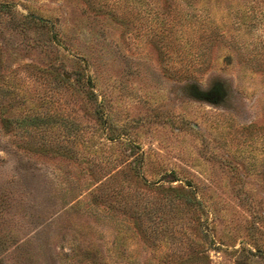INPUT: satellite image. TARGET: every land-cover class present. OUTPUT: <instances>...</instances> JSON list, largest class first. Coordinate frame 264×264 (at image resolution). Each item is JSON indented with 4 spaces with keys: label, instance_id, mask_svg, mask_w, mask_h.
Instances as JSON below:
<instances>
[{
    "label": "rangeland",
    "instance_id": "obj_1",
    "mask_svg": "<svg viewBox=\"0 0 264 264\" xmlns=\"http://www.w3.org/2000/svg\"><path fill=\"white\" fill-rule=\"evenodd\" d=\"M0 264H264V0H0Z\"/></svg>",
    "mask_w": 264,
    "mask_h": 264
},
{
    "label": "trees",
    "instance_id": "obj_2",
    "mask_svg": "<svg viewBox=\"0 0 264 264\" xmlns=\"http://www.w3.org/2000/svg\"><path fill=\"white\" fill-rule=\"evenodd\" d=\"M171 180H174V179H171ZM176 196L178 197V196H181V194H176Z\"/></svg>",
    "mask_w": 264,
    "mask_h": 264
}]
</instances>
